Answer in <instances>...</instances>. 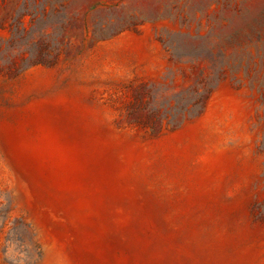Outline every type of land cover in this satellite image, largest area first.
I'll return each mask as SVG.
<instances>
[{
  "label": "rangeland",
  "instance_id": "1",
  "mask_svg": "<svg viewBox=\"0 0 264 264\" xmlns=\"http://www.w3.org/2000/svg\"><path fill=\"white\" fill-rule=\"evenodd\" d=\"M0 264H264V0H0Z\"/></svg>",
  "mask_w": 264,
  "mask_h": 264
}]
</instances>
